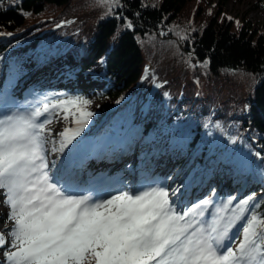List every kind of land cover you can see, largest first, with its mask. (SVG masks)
Instances as JSON below:
<instances>
[{
	"label": "trees",
	"instance_id": "obj_1",
	"mask_svg": "<svg viewBox=\"0 0 264 264\" xmlns=\"http://www.w3.org/2000/svg\"><path fill=\"white\" fill-rule=\"evenodd\" d=\"M257 1L264 24V0ZM200 3L0 0V63L17 48L19 60L47 62L42 74L65 53L73 57L67 67L101 63L109 83L102 94L123 101L102 131L122 136L139 125L141 142L156 149L166 118L183 117L185 178L210 176L209 187L236 201L264 198V159L256 155L264 157V30ZM132 137L129 154L141 161L148 147L135 151ZM250 172L254 182L238 191L243 184L233 177Z\"/></svg>",
	"mask_w": 264,
	"mask_h": 264
},
{
	"label": "snow or ice",
	"instance_id": "obj_2",
	"mask_svg": "<svg viewBox=\"0 0 264 264\" xmlns=\"http://www.w3.org/2000/svg\"><path fill=\"white\" fill-rule=\"evenodd\" d=\"M90 104L58 99L0 116V189L13 221L0 232V264H264V198L257 193L234 206L236 198L227 199L208 219L209 200L181 213L162 186L109 198L58 180L45 148L51 120L39 118L50 111L71 116L77 127L60 134L62 152L93 115Z\"/></svg>",
	"mask_w": 264,
	"mask_h": 264
},
{
	"label": "rangeland",
	"instance_id": "obj_3",
	"mask_svg": "<svg viewBox=\"0 0 264 264\" xmlns=\"http://www.w3.org/2000/svg\"><path fill=\"white\" fill-rule=\"evenodd\" d=\"M77 1L79 3L81 0H74L75 3ZM201 1L202 3H200L201 4L200 7L205 5L206 10L208 12H211L213 10V4H217L221 12L227 17L234 19V21L239 22L240 20H244L251 23L252 26L257 27L259 30H264V24L262 21L263 10L261 9L260 3L257 0H221L220 2H218L219 0H201ZM17 54H18V48L17 50H15L14 56L12 57L7 56L5 59L6 64L4 63L2 66H0V90L3 84H10L17 77L32 72L34 70V64L33 62H30V60H28L29 58L27 56L26 59H23L20 62H16ZM64 57L65 56L59 57L57 59V62H59L61 66H63ZM151 68L152 67L149 66L148 71H150ZM59 69L60 67L56 68V70L53 71L57 72ZM76 72L78 73L75 67H72L70 68V70L69 69L64 70L63 72H61L59 77H57L58 84L55 85L57 86V90L63 87L64 81L69 82L67 87L68 93L66 95L59 94L56 92L52 95L49 94L44 96V90L46 88L38 87L31 94L28 91L24 93V95H26V99L25 101H23V99L21 98L22 100L18 105L20 106L19 109L22 110V113H25V112L34 111L38 107L42 109L45 103H51L58 99L83 97L91 100V104L88 106V110L91 111L93 115L88 119V123L84 126L83 131L80 132V134L76 136L75 139L72 140V142L77 139H79L80 142H83L87 139V142H85V144L90 142L91 145H93L94 139H96V135L98 134L95 127L103 121L104 117L107 115L110 109L114 107L118 109L120 102L116 98H108L104 94L102 95V90L107 88L109 83L104 75V67L101 63H98L95 67H93L90 70L79 71L80 73L79 76H77ZM54 80L56 81V79ZM225 89H228V87L226 86ZM6 99L9 98L8 97L1 98L0 96V101ZM8 106L9 105L2 106V104H0V110L2 109V107L6 110ZM182 121H183V117L179 118L175 115H171L168 118H166V120L163 123L164 131L162 132V134L165 139L164 142V144L166 145L165 151L170 152L171 156H173V154H171V152L173 151L177 153L176 156L183 155L182 153L184 149L181 145L183 138L179 129V125L182 123ZM74 125L76 128L77 125L75 123ZM71 129L73 128L71 127ZM128 138L129 136L126 137L123 141L119 142L118 144H113L111 139H109L108 137L102 138L104 140H101V142L95 147L97 155L88 154V156L91 158H97L98 156L105 154L106 152L104 151L107 150L108 147H110L109 151L111 150L114 151L118 145L125 146ZM147 145L148 144H145V146ZM157 148L159 149V146H157ZM101 149H103L102 152ZM148 150H149L148 156L151 157L152 160L160 156V154L157 156V149L152 150V148L150 147ZM78 151H79V144L76 147L74 146L73 149L67 148L63 152H60L59 155L56 154V156L53 155L52 157L48 158L49 161L54 162L52 164L56 165L55 169H53L54 172H56L57 170L60 173H62V177L67 178V180L70 179L73 173L76 172L75 168L80 167V163L77 162L75 167H71V166L68 167L70 169L69 171V169H66L68 165V160L70 157L72 159L75 158L74 155H77ZM178 164L179 163H177L176 166ZM72 168L74 169L72 170ZM131 169L132 166H130V168L128 169L129 176L132 174ZM151 171L154 177L160 180L161 183H158L156 181L153 183V181H150L152 182L151 184H145L144 186H142V188L136 190L137 194L139 193V190H148L151 187H157V186L165 187L166 190L169 192L170 198L175 202L174 206L181 213L184 210L198 204V202L203 200V198H201V200H198V198H196L194 195L199 190L198 187H194L193 184H191V182L185 184L184 180L179 175L180 173L178 172V170L173 171V173L172 172L168 173V171L166 173L165 172L166 167H160L158 164L155 163ZM149 175L150 174H148V176ZM248 175L251 174L249 173ZM147 178L143 182H146ZM234 179H237V177L235 176ZM242 181L243 183L248 182L246 179ZM133 186L134 184H127L126 191H135L133 189ZM173 190H177L174 196L172 195ZM208 193H210V198H212V200L209 201V204L206 206L208 211L205 213V217L211 219V216L215 214L217 210L222 207L225 200H220V202H217L214 198L216 192L208 190ZM191 195H194V197L191 198ZM5 199L6 197L4 195V190H3L2 199L0 201V209L1 211H3L2 214L0 215V232L6 233L8 229L12 227L13 221L9 220L7 217V214L10 211V209L4 203ZM196 199H197L196 203L193 204L192 202ZM238 243L239 240L237 239V241L232 244V247L235 248ZM0 260H3L2 250H0Z\"/></svg>",
	"mask_w": 264,
	"mask_h": 264
},
{
	"label": "bare ground",
	"instance_id": "obj_4",
	"mask_svg": "<svg viewBox=\"0 0 264 264\" xmlns=\"http://www.w3.org/2000/svg\"><path fill=\"white\" fill-rule=\"evenodd\" d=\"M5 113L11 114L12 112H10L8 110L3 111V112H1L0 116L4 115ZM45 118L51 120V123L46 125V128L49 129L50 131L46 133L47 143L45 145L46 150H50V151L46 152L47 156L50 158L53 155L54 156H56V154L59 155V153L61 152L58 150L60 148V141L62 139L60 134L66 128L71 129V127H72L73 129H75V125L72 122V118L70 116L68 119H64L62 115H58L56 112L55 113H53V112L46 113L44 116H41L39 118V120L43 121ZM79 142H80L79 139L73 141L64 150H66L67 148L74 147L76 144H79ZM50 163L52 164L54 162L50 161ZM2 193H3V190L0 189V201L2 199ZM2 212L3 211H1V209H0V215L2 214Z\"/></svg>",
	"mask_w": 264,
	"mask_h": 264
}]
</instances>
